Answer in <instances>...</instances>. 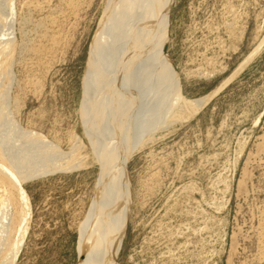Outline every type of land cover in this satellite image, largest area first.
<instances>
[{
  "label": "rangeland",
  "instance_id": "obj_1",
  "mask_svg": "<svg viewBox=\"0 0 264 264\" xmlns=\"http://www.w3.org/2000/svg\"><path fill=\"white\" fill-rule=\"evenodd\" d=\"M108 2L5 0L14 18L0 42L12 36L14 57L0 59V108L85 157L81 169L24 185L32 218L15 264L80 262L82 224L105 179L82 116ZM51 15L59 37L39 63L21 51ZM166 41L173 83L206 101L125 159L130 204L114 264H264V0H174Z\"/></svg>",
  "mask_w": 264,
  "mask_h": 264
},
{
  "label": "bare ground",
  "instance_id": "obj_2",
  "mask_svg": "<svg viewBox=\"0 0 264 264\" xmlns=\"http://www.w3.org/2000/svg\"><path fill=\"white\" fill-rule=\"evenodd\" d=\"M173 1L109 0L101 18L84 84L82 117L93 161L100 164L105 179L100 196L95 197L82 224L79 264H114L116 260L130 204L128 181L124 182L121 169L125 171L124 162L132 147L142 148L173 118L196 113L206 101L184 97L169 76L165 43ZM12 10L0 0V33L11 30ZM59 19L51 15L46 19L48 25L39 22V32L21 52L41 62L40 58L52 51L49 45L53 46L59 37ZM3 33L0 35L6 36ZM9 37L0 42V59H5L4 55L14 57ZM0 99L6 100L4 95ZM4 110L2 105L0 264H15L32 218L24 185L49 174L81 169L85 157L79 155L76 145L64 151L42 134L22 129L7 118Z\"/></svg>",
  "mask_w": 264,
  "mask_h": 264
}]
</instances>
